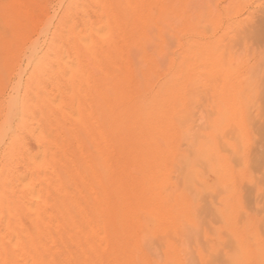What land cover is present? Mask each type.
I'll return each mask as SVG.
<instances>
[{"label":"bare ground","instance_id":"obj_1","mask_svg":"<svg viewBox=\"0 0 264 264\" xmlns=\"http://www.w3.org/2000/svg\"><path fill=\"white\" fill-rule=\"evenodd\" d=\"M253 2L0 0V264H264Z\"/></svg>","mask_w":264,"mask_h":264},{"label":"rangeland","instance_id":"obj_2","mask_svg":"<svg viewBox=\"0 0 264 264\" xmlns=\"http://www.w3.org/2000/svg\"><path fill=\"white\" fill-rule=\"evenodd\" d=\"M259 4V5H258ZM264 9L263 0H254L245 10L253 11L255 13H261ZM256 142V141H255ZM259 148V150L257 149ZM257 151H261V173H262V183L258 184V181L255 180L252 187V202L254 208V216L260 220V223L264 222V145L256 144L255 148L252 150V156L256 157ZM261 176V175H260ZM263 228V227H262ZM262 235L264 236V230L261 229Z\"/></svg>","mask_w":264,"mask_h":264}]
</instances>
